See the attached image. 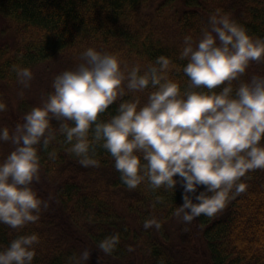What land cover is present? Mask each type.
<instances>
[{
    "label": "trees",
    "instance_id": "16d2710c",
    "mask_svg": "<svg viewBox=\"0 0 264 264\" xmlns=\"http://www.w3.org/2000/svg\"><path fill=\"white\" fill-rule=\"evenodd\" d=\"M0 264H264V0H0Z\"/></svg>",
    "mask_w": 264,
    "mask_h": 264
},
{
    "label": "rangeland",
    "instance_id": "374dc122",
    "mask_svg": "<svg viewBox=\"0 0 264 264\" xmlns=\"http://www.w3.org/2000/svg\"><path fill=\"white\" fill-rule=\"evenodd\" d=\"M64 58H57L54 61L51 62L52 66L56 69H62L65 68V59ZM30 73L29 75H31ZM28 75V76H29ZM25 84V83H24ZM23 84V85H24ZM20 88V87H19ZM13 96L15 98L16 103L14 104V110L12 109L9 113V120H10V126L11 128L8 129V137L6 140V146H7V153H10L11 155V165L13 166L14 169H16L21 175L25 176L29 169L33 168L32 171L34 170L39 171V168L37 164H35L30 156L26 153L25 149L21 150L22 146L17 137V132L19 130L18 128V121L20 119H24L25 114L24 110L19 108V102H20V94L18 92H14ZM10 109V108H9ZM193 205V203H192ZM191 214H192V209H189L186 215L184 213L179 214L176 216L172 222L169 224V230H170V235L173 236V238H177V228L179 227V221H181L182 218H186V221L189 222L191 220Z\"/></svg>",
    "mask_w": 264,
    "mask_h": 264
}]
</instances>
